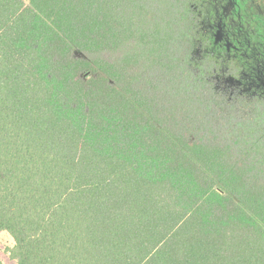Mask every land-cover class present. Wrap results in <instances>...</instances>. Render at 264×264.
Returning a JSON list of instances; mask_svg holds the SVG:
<instances>
[{
    "label": "trees",
    "instance_id": "16d2710c",
    "mask_svg": "<svg viewBox=\"0 0 264 264\" xmlns=\"http://www.w3.org/2000/svg\"><path fill=\"white\" fill-rule=\"evenodd\" d=\"M0 0V231L17 264H264V0Z\"/></svg>",
    "mask_w": 264,
    "mask_h": 264
},
{
    "label": "flooded vegetation",
    "instance_id": "af4514ba",
    "mask_svg": "<svg viewBox=\"0 0 264 264\" xmlns=\"http://www.w3.org/2000/svg\"><path fill=\"white\" fill-rule=\"evenodd\" d=\"M223 18L220 23H216V43L226 45L229 41L228 20L235 15L238 0H221Z\"/></svg>",
    "mask_w": 264,
    "mask_h": 264
},
{
    "label": "rangeland",
    "instance_id": "374dc122",
    "mask_svg": "<svg viewBox=\"0 0 264 264\" xmlns=\"http://www.w3.org/2000/svg\"><path fill=\"white\" fill-rule=\"evenodd\" d=\"M15 242L7 232L0 231V264H17L11 258L10 250L14 247Z\"/></svg>",
    "mask_w": 264,
    "mask_h": 264
},
{
    "label": "crops",
    "instance_id": "0c3cea01",
    "mask_svg": "<svg viewBox=\"0 0 264 264\" xmlns=\"http://www.w3.org/2000/svg\"><path fill=\"white\" fill-rule=\"evenodd\" d=\"M13 245H15V244H13Z\"/></svg>",
    "mask_w": 264,
    "mask_h": 264
}]
</instances>
